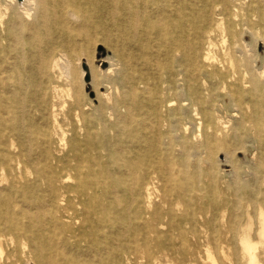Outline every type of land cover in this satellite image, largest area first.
I'll return each instance as SVG.
<instances>
[{
	"label": "bare ground",
	"instance_id": "obj_1",
	"mask_svg": "<svg viewBox=\"0 0 264 264\" xmlns=\"http://www.w3.org/2000/svg\"><path fill=\"white\" fill-rule=\"evenodd\" d=\"M8 2L18 13L4 22L0 12V255L6 238L28 241L38 264H117L119 254L138 252L150 258L153 239L160 252L182 253L183 248L159 245L164 233L150 191L156 183L165 191L171 184L179 203L195 187L204 190L199 171L186 175L180 149L182 141L196 140L200 129L209 141L208 131L232 121L235 141L241 148L247 138L257 142L255 150L264 159V0ZM234 26L259 34V63L255 51L247 54L244 44L212 52V36L230 34ZM94 37L111 53L97 58L96 66L86 60L89 82L100 100L97 115L86 113L87 104L77 101L66 114L69 139L62 132L53 140L50 131L23 126L19 111L29 88L23 82L34 77L42 56L39 44L46 39L86 49ZM100 77L107 79L102 92ZM227 111L234 112L232 120L222 121ZM220 145L226 148L224 142ZM224 161L236 173L233 155ZM252 184L237 187L241 192L234 193L233 207L241 200L260 204L252 199ZM210 202L215 203L214 194ZM258 209L257 243L248 213L244 224L234 218L228 223L227 232L237 234L246 264H261L256 251L258 245L264 247V209ZM68 213L75 223L64 220ZM167 214L165 235L172 241L183 220H175L171 211ZM183 232L177 236L184 244ZM190 233L198 243L199 232ZM211 238L215 241V234ZM206 254L213 260L209 251Z\"/></svg>",
	"mask_w": 264,
	"mask_h": 264
},
{
	"label": "rangeland",
	"instance_id": "obj_2",
	"mask_svg": "<svg viewBox=\"0 0 264 264\" xmlns=\"http://www.w3.org/2000/svg\"><path fill=\"white\" fill-rule=\"evenodd\" d=\"M0 12L3 14L2 19L4 22H8L13 19L14 14H17L18 10L17 6L9 3L8 0H0ZM232 23L233 25L235 23L233 18ZM230 31V34L215 33L212 36L214 43L212 52L221 53L222 47H227L231 43L244 44L247 54L251 55L252 52L255 51L256 60L259 63L260 58L263 56L262 44L256 43L259 39V34H257L256 31L250 32L235 26L232 27ZM223 36L224 38H222ZM39 48L41 51L40 55L42 56L38 59L34 67V77L29 83H27L28 81L23 82L24 85L29 84V88L24 94L25 106L19 111L22 124L26 127L32 125V127L41 132L50 131L51 134H49V136L53 140L59 138L62 132L65 134V138L69 139L71 126L68 123L69 121L66 118V114L71 111V108L77 101L87 104L84 106V110L91 116L94 117L99 112L98 107L100 100L96 98L95 90L92 88L90 82H85L86 69H88L86 60H92L93 66H96V59L110 56V49L100 41V37L91 39L86 49L72 45L64 47L59 43H54L46 39L39 44L37 49ZM237 56L239 57L238 54ZM105 65V67H107V64ZM106 80L105 77H100L99 81L102 87L98 88L99 92L104 91ZM121 92L122 89H119L113 95L119 98ZM262 98L264 101V96ZM31 100L36 102L32 103ZM103 105L105 104L103 103ZM107 106L108 104L106 103L105 107ZM124 111L125 109H121L119 113L123 114ZM230 115H234V112L227 111L223 113L222 121L230 120ZM106 118L110 121L112 120V116ZM232 118L236 119L237 116H233ZM72 123L75 122L72 121ZM232 123L231 121L225 125L226 127H224V125L217 126L214 129L215 131H208L207 133L212 135L209 137V141H205L206 136L203 135V133L205 134L206 132L200 129L198 130L199 132L197 131L196 133L198 134L196 140L187 141V143L186 141L181 142V161L184 165L186 164V175L189 176L190 171H199L200 180L202 182H200V185L204 187L203 191H199V187H195L194 191L187 193L188 196L179 203L174 201L175 198L170 191L171 184H168L165 191L160 183H156L154 184L156 187L152 188L150 191L152 208H157V217L160 218L162 222V225L159 226V230L164 233V236L159 240V242H161L159 245L165 247L172 245L175 246V250L180 247L181 249L183 248L184 251L182 253L174 252V254H171L168 250H162L160 252L155 248L157 242L153 239L149 241V246L151 247L150 258H148V255L145 257L146 254L144 255L140 252H138L137 255L131 253L125 255L119 254L117 256V264H219L220 261H225L227 264H238V262H240V264H246V258L240 257L237 234L234 231L227 232L228 223L234 218L235 222L244 224L247 221L246 215L248 213L250 215V221L252 222V240L254 243H257L258 239L255 235V231L259 227L258 208L261 207L264 209V201L262 199L264 198V159L259 158L255 150L257 142L250 141V138L243 141L244 146L241 148L238 141H235L233 137V130L230 129ZM216 132H218L217 135ZM220 140L225 143L226 148L220 145ZM259 145L262 144L258 141V147ZM231 148L236 150H232ZM200 152L203 153L201 154ZM227 154L233 155V158L237 160L235 162V167L237 169L236 173L231 169V164L224 161ZM202 155L204 157H202ZM194 157L195 159H193ZM193 160L197 161L195 162ZM242 160H244V162ZM250 160H252V162L255 160V162L252 163ZM207 161H209V163ZM216 162H218V164H216ZM230 178H232L233 181ZM236 181L238 182V186ZM250 182H254L251 189L252 199L260 202V204L254 201L247 204L245 200H241L237 207H233L232 202L235 196L234 193L241 192V190H237V187ZM212 194L215 195V203L213 204L210 202ZM188 206H190L191 209H189ZM169 211L174 213L175 220H183L179 230L174 229L173 236L174 234L175 236L172 241H168L165 235L168 230L167 223L170 220V215L167 214ZM68 217L72 218L73 216L69 213L67 215L65 214L64 220L71 223L76 222ZM183 229V235H185L186 239L184 240V244L181 241V237L177 236L178 234L180 235L179 232L183 231ZM193 229L198 231V236L201 237L198 243H196V238L190 233ZM212 233L215 234V241L211 238ZM220 233H222V235ZM167 234H169V232H167ZM125 240L130 246H136L131 238L130 240L129 238ZM220 241L223 243L221 244ZM139 244L142 243L138 241L137 245ZM221 248H223V251ZM206 251L212 254L213 260L207 259ZM256 254L260 263L264 264V247L258 245ZM0 264L38 263L35 254L31 251V244L28 241H10L6 238L2 242Z\"/></svg>",
	"mask_w": 264,
	"mask_h": 264
},
{
	"label": "water",
	"instance_id": "obj_3",
	"mask_svg": "<svg viewBox=\"0 0 264 264\" xmlns=\"http://www.w3.org/2000/svg\"><path fill=\"white\" fill-rule=\"evenodd\" d=\"M16 2H17V4H22V2H23V0H16ZM105 66H103V68H104ZM85 82L86 83H88L89 82V74H88V72H87V69H86V75H85ZM87 88H89V87H87Z\"/></svg>",
	"mask_w": 264,
	"mask_h": 264
}]
</instances>
